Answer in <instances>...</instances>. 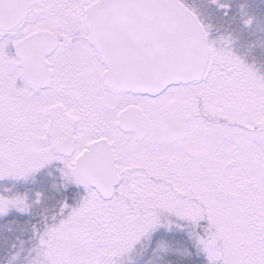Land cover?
<instances>
[{
	"label": "snow or ice",
	"instance_id": "6c2138e0",
	"mask_svg": "<svg viewBox=\"0 0 264 264\" xmlns=\"http://www.w3.org/2000/svg\"><path fill=\"white\" fill-rule=\"evenodd\" d=\"M0 264H264V0H0Z\"/></svg>",
	"mask_w": 264,
	"mask_h": 264
}]
</instances>
